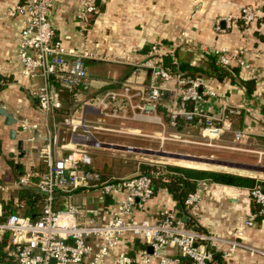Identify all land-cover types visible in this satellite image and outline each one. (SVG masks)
Wrapping results in <instances>:
<instances>
[{
    "label": "built area",
    "instance_id": "2783aa9c",
    "mask_svg": "<svg viewBox=\"0 0 264 264\" xmlns=\"http://www.w3.org/2000/svg\"><path fill=\"white\" fill-rule=\"evenodd\" d=\"M108 1L84 0L78 15L81 24L89 23L90 16L100 12ZM53 8V0H24L8 11L10 15L23 17L16 55L23 74L34 81L32 94L38 99L41 113V119L24 117L21 120L22 128L30 132V141L36 140V129L48 126L57 109L63 107V90H70L73 100L77 98L79 88L89 81V60L109 58L86 45L81 49L68 46L58 38L52 20ZM256 14L252 5H244L238 14H230L229 19L250 25ZM180 31L181 39L189 40L186 29ZM204 49L218 54L222 65L237 64L242 69H251L244 47L231 51L207 45ZM166 54L169 53L164 52L161 42L155 41L145 55L126 49L111 56L112 60L132 65V75L147 72L148 79L138 82L130 76L98 95L94 105L101 110L99 123L118 119L124 126L127 120L145 113L156 115L168 97L166 112L168 123L173 127L197 118L210 135H219L230 127L228 114L239 112L238 107L226 104L221 114L207 112L203 93H217L208 85L209 79L172 72L164 64ZM64 125L73 132L74 147L58 154L52 140L44 137L39 152L46 168L38 173L26 171L14 183L16 187L33 185L45 193L36 218L16 212L6 215L4 199L10 187L0 184V244L7 242L6 249L14 264H52V258L56 264H152L155 261L156 264H182L183 257L190 258L193 264H207L215 251H220L228 260L239 250L259 254L264 259V245L256 247L246 241L248 229L258 222L264 224V188L260 184L250 188L251 198L259 208L249 212L228 237L192 227L176 208L166 203L155 215L143 214L155 196L153 177L142 172L107 175L94 165L93 156L82 147L104 146L87 125L84 134L77 132V128L85 125L84 117L70 114ZM95 127L112 129L108 125ZM244 133L243 129H235V139L241 140ZM206 189L207 180H203L184 199L185 208L197 209ZM79 191L93 192L96 203L76 202L74 195ZM135 238H140L145 246L130 252V242ZM171 247L177 248L178 253L168 252Z\"/></svg>",
    "mask_w": 264,
    "mask_h": 264
},
{
    "label": "crops",
    "instance_id": "0c3cea01",
    "mask_svg": "<svg viewBox=\"0 0 264 264\" xmlns=\"http://www.w3.org/2000/svg\"><path fill=\"white\" fill-rule=\"evenodd\" d=\"M53 1L52 20L57 37L68 46L81 49L86 45L109 58L89 60V81L79 88L77 98L73 100L74 97L72 98L70 94L64 95L62 92V112L51 118L48 126L42 125L41 128L36 129V140H28L30 132L22 128L21 120L24 117L32 120L41 119V113L38 109V99L32 94L34 81L23 74L16 55L23 17L8 14L12 6L24 0H0V73L13 76V80L0 90V102L17 117L16 123L8 125L5 123V117L0 115V174L6 172L12 162L22 164L24 173L42 172L46 168V162L40 155L39 149L45 142L44 137L52 140L53 149L58 154L69 152L75 143L74 140L72 141L73 132L69 126L64 125V121L70 114L78 118L84 117L85 125L77 128L78 133L84 134L87 125L94 136L104 143L202 155L177 151L169 143L176 131L196 132L204 124L197 118L185 126H171L166 112V104L170 100L168 97L160 105L156 115L145 113L142 117L126 121L129 122L127 127L132 132H136L129 138L124 137L126 141L122 138L123 135L116 133L125 129L120 120L106 119L105 123H99V118H102L101 110L94 105L98 95L109 87L118 86L130 76L138 82H145L148 79L147 72L141 71L132 75V65L112 60L111 56L126 49H134V53L139 56L145 55L155 41L161 42L165 53L173 54L176 59H184L194 65L205 63L206 53L210 52L205 50L204 46L226 47L231 51L245 48V57L251 64V69L249 71L241 68L240 77L255 78L256 85L253 92L247 93L237 78L235 80L230 77L223 80L208 78V85L217 93L215 95L203 93V105L205 104L206 111L210 114H221L226 104L238 107L239 112L228 114L231 126L226 127L222 134L226 136L231 131L235 139V129H243L245 133L241 140H245L246 149L264 152V146H255L252 141L256 136L264 137V0H109L101 7L100 12L90 16L87 24H81L78 16L84 0ZM244 5H252L258 14L250 25L235 18L229 19L230 14H238ZM184 28L189 38L187 41H183L180 36V30ZM217 122L222 123L221 120ZM97 124L111 125L114 132L96 128ZM12 127L16 129L14 137L11 136ZM65 127L67 128L64 129ZM82 147L91 153L94 165L107 175H110L109 171L117 176L140 172V160L132 169L115 172L110 168L111 164L106 167V156L98 147L92 145ZM104 147L129 150L122 147ZM6 150L20 156V161L17 157L13 161L11 158L9 162L6 161L2 157ZM98 152H100L99 157L103 158L101 161L98 159ZM158 155L181 160V164L187 163L186 161L200 162L164 154ZM176 162L180 164V161ZM256 172H264V170ZM93 197V192L79 191L74 195V200L79 203L95 204ZM165 203L180 212L177 201L172 195L167 191H161L148 202L143 214L155 215ZM252 206L250 188L207 180V189L203 193L199 207L195 210L188 209L187 212L192 227H200L204 231L228 237L231 236L230 231L248 217L249 212L253 210ZM134 241L135 239L130 242L132 248L135 247ZM246 241L256 247L263 246L264 224L258 222L248 229ZM167 251L178 253L177 248L174 247ZM227 262L228 264H264V259L259 254L239 250ZM152 264H156V261ZM182 264H193V262L190 258L183 257Z\"/></svg>",
    "mask_w": 264,
    "mask_h": 264
},
{
    "label": "trees",
    "instance_id": "16d2710c",
    "mask_svg": "<svg viewBox=\"0 0 264 264\" xmlns=\"http://www.w3.org/2000/svg\"><path fill=\"white\" fill-rule=\"evenodd\" d=\"M257 15L258 14H256V16ZM164 64L172 72H181L187 76L205 79L214 77L219 80H223L226 77H230L232 80L237 78L249 94H251L255 89L256 80L254 77L246 79L240 77L241 67L237 64L230 66L222 65L219 62V57L216 53H206V60L203 65H194L189 61H185L180 58L175 60L173 54L169 53L164 55ZM12 80V75H4L0 73V90L5 88ZM62 92L64 95L66 93L72 95L70 90H63ZM60 111L61 108L57 109V113ZM190 122L192 121H181L180 125L185 126L190 124ZM13 164L16 167V171L18 173L17 176L24 173L22 164L15 162H13ZM140 172L148 173L153 177L155 195L160 194L161 191H167L175 200H177V206L180 209V214L188 221H190V218L188 217L187 209L184 206V199L190 192L197 190L203 180H210L213 182L247 188H251L257 184L264 185V179L253 175L178 164H154L141 162ZM44 198L45 193L38 190L36 186L27 185L21 187L18 189L15 196L7 195L5 197L4 212L6 215L16 212L36 218L40 213ZM258 208L259 206L253 201L252 209L257 210ZM198 229H200V227ZM134 243L135 247H130V252H133L137 248L138 249L136 251H138L145 246V242H143L140 238H135ZM6 245V241L0 244V264H14V259L8 255ZM207 264H228V262L222 256L220 251H215L213 259Z\"/></svg>",
    "mask_w": 264,
    "mask_h": 264
},
{
    "label": "rangeland",
    "instance_id": "374dc122",
    "mask_svg": "<svg viewBox=\"0 0 264 264\" xmlns=\"http://www.w3.org/2000/svg\"><path fill=\"white\" fill-rule=\"evenodd\" d=\"M125 129H122L120 132L121 135H123L122 138L126 137L129 138L132 136L131 134H135L136 132H132L131 129H129L127 126L129 122L124 123ZM109 127H112L109 125ZM191 129V128H189ZM113 129H106V131H112ZM201 131V132H199ZM114 132V131H112ZM229 132V131H228ZM221 132L219 135H213L208 134L204 127L201 129H197L196 132L189 131L188 133H179L175 132L172 136V140H170L169 143L172 144L175 150L180 152H192L195 154H202L205 156H212L216 158H223V159H231V160H237V161H243L247 163H257V164H263L264 165V152L261 153L258 150H251L246 149V143L245 140H236L233 137V134H231V131L224 136ZM124 138V141H126ZM149 141V140H147ZM253 144L255 146H264V137L256 136L253 140ZM248 144V143H247ZM168 146V145H167ZM5 148H7L5 146ZM98 149L101 150L106 156V167L112 165L113 171L115 172H123L126 171L127 168L132 169L134 165L137 164V162L140 160V162H147V163H164V164H178V165H188V166H198L203 168H210V169H217V170H226V171H232L237 173H243L246 175H253L258 178L264 179V172H251L249 170H243V169H237V168H231L227 166H221L211 163H196L191 161H186L187 163L181 164V160H176L173 158L165 157L163 155L158 154H152V153H143L133 150L128 151H122V150H115L113 148H107L104 146H98ZM182 150V151H181ZM6 153L2 154V157L9 162L10 158L13 159L17 157L18 161H20V156L13 155L12 153H9L7 150ZM98 152V159L101 161L103 158L99 157ZM116 153V154H115ZM119 154V155H118ZM123 154L125 156H123ZM122 155V156H121ZM263 155V159H262ZM121 156V157H120ZM15 160V159H14ZM176 161H180V164ZM10 168L7 169L6 172H3L0 174V184L9 186L10 188L7 190L8 194L11 196H15L18 192V189L21 187L15 186V180L17 179V171L16 167L14 166L13 162L10 164ZM106 168V169H107ZM110 175H116L111 174V171H109ZM5 194V196H7ZM254 201V200H253Z\"/></svg>",
    "mask_w": 264,
    "mask_h": 264
},
{
    "label": "water",
    "instance_id": "95a60500",
    "mask_svg": "<svg viewBox=\"0 0 264 264\" xmlns=\"http://www.w3.org/2000/svg\"><path fill=\"white\" fill-rule=\"evenodd\" d=\"M0 115L5 117V123L8 125H13L14 123L17 122V117L15 116V114L11 110H9V108L6 105L2 104L1 102H0ZM15 134H16V129L12 127L11 136L14 137ZM20 144H22V141H20ZM102 145L109 146V147H122L124 149H129L133 151H141L143 153L164 154V155L180 157L184 159L195 160V161L211 163V164H216V165L245 168V169L255 170V171L264 170V165L257 164V163H247V162H242V161L228 160V159H223V158L208 157V156H202V155L173 153V152H166L163 150L144 149V148L134 147L132 145L121 146V145H117L114 143H102ZM261 186L262 188H264V185H261ZM149 250L150 251L153 250L152 246H149ZM51 263L56 264V259L52 258Z\"/></svg>",
    "mask_w": 264,
    "mask_h": 264
}]
</instances>
